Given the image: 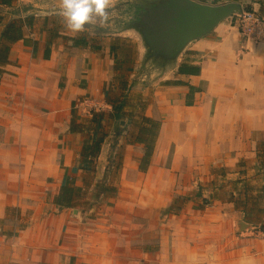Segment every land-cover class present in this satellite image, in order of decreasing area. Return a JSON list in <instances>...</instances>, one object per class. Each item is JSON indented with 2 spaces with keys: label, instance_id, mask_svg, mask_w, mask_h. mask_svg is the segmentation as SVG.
<instances>
[{
  "label": "crops",
  "instance_id": "crops-1",
  "mask_svg": "<svg viewBox=\"0 0 264 264\" xmlns=\"http://www.w3.org/2000/svg\"><path fill=\"white\" fill-rule=\"evenodd\" d=\"M7 1L0 46L10 23L33 18L23 33L39 48L9 44L0 63V264H264V41L237 23L245 11L264 21V0L204 3L173 74L147 104L122 98L119 118L105 101L117 80L110 47L132 31L94 53L74 47L85 34L63 39L58 0ZM106 146L120 149V169L97 186Z\"/></svg>",
  "mask_w": 264,
  "mask_h": 264
},
{
  "label": "rangeland",
  "instance_id": "rangeland-1",
  "mask_svg": "<svg viewBox=\"0 0 264 264\" xmlns=\"http://www.w3.org/2000/svg\"><path fill=\"white\" fill-rule=\"evenodd\" d=\"M177 1L178 0H171V2L165 3L164 5L169 4L166 6L174 7L178 5ZM137 4H142V3L135 1L131 2L128 0H120V1L115 0L114 8L112 10L114 15L111 16L109 24L107 26L100 27L99 25H94V26L86 25L85 32L77 33V34H73L66 30L64 24L62 23V18L60 16L54 19L58 22L59 26L63 30L64 35L66 36L68 35L69 37H73L75 35L85 34L92 37L97 36L98 38L99 37L98 35H100L101 38L100 39L98 38V42H97V45L99 46H101V42L103 38L108 39L112 37V35H125L124 33H122V30L124 29L126 30L130 29L132 31L131 32V35L133 36L132 38H125L124 36H118L120 38H124V40H127L128 44L131 45L133 49L131 59H133L134 62L135 60L137 61V63H135V65L132 67L130 72L121 73L123 79L127 80L129 86L131 87L128 88L129 89L128 92L132 91L133 93V97L130 96V94L129 95L126 94L125 97L122 96V98H124L125 101H130V100L133 101L131 104L132 106L133 105L140 106L147 104L148 103L147 95L149 93V90L155 89L156 85L160 84L161 80L164 77L171 76L173 74V71L175 69L176 63L178 62V58H179L177 53L179 50L178 48H180V46L183 44L186 38V37L183 39L179 38L180 36L179 29H172L171 31H166V29L164 28L160 29L159 26H157L155 30L151 31V33L142 30L141 25L137 22L140 16V12L135 8ZM154 6L157 5L150 2L149 7H154ZM237 23L240 29V24L239 22ZM162 32H171V33L164 34L163 36ZM153 35L157 36V39H154ZM176 36L177 38L174 41L169 42L168 44L165 43L164 40L174 39ZM244 37L255 42L257 41L256 35H254L253 37H247V36ZM261 41H264V38L261 39ZM101 80L103 81L102 78ZM95 81H97V79H95ZM102 81L99 82L98 90H102ZM90 86L92 87V92H93V85ZM114 95H118V94H114ZM142 96L146 97L145 98L146 100L144 99L143 102L140 101V99H142L141 98ZM106 97H107V91H106ZM86 98H88V96H86ZM94 100L97 102L99 98H94ZM93 107L85 105L83 106V108L79 109L84 119L86 120L93 119V118H89L90 116H92L90 111L92 110ZM98 107H95V109ZM122 125L117 127V129L114 126L113 129L110 131L111 135L113 136L117 135ZM12 148H13L12 152H19V153L22 152L20 147L13 146ZM102 155L103 156L100 161L104 165V167L101 168L99 175L97 171L93 173L95 175V178H97V181H99L97 186H100L102 182L107 181V178L109 179L111 178V175H108L109 173L118 174L120 169L119 161L122 158V153L120 149H115V151H112L110 150V148H108V146H106V149L102 153ZM108 163L109 166L107 165ZM105 174H107L106 177ZM110 184L113 185L114 182Z\"/></svg>",
  "mask_w": 264,
  "mask_h": 264
},
{
  "label": "trees",
  "instance_id": "trees-1",
  "mask_svg": "<svg viewBox=\"0 0 264 264\" xmlns=\"http://www.w3.org/2000/svg\"><path fill=\"white\" fill-rule=\"evenodd\" d=\"M5 4H9L10 2L4 0ZM212 0H178V5L174 7H169L164 4H160L154 7H149L142 4H137L136 9L140 12L139 20L137 21L141 25V29L147 32L155 30L157 26L159 28H164L166 31H171L172 29H179L180 36L179 38L183 39L187 37L190 33L194 32L198 28H200L204 22L207 20L210 9L204 5V3H210ZM252 12V11H249ZM34 19L29 18L26 20H17L9 24L6 29L3 39L5 41L4 44L0 46V63L4 64L7 62L9 54L11 52V46L9 44H16L23 39L25 46L34 47V52L39 48V45L34 44L32 39L24 38L25 35L23 33V26L25 23L28 26L32 27L34 24ZM164 34L171 32H162ZM60 33L58 30L54 33L52 37V42L49 45L45 46L44 49V59H49L51 57V45L52 43L60 37ZM89 35L82 36L79 39H71L74 41L75 48H85L89 47L90 50L94 53L101 52L102 47L97 45L98 38H91L94 40L93 45H88ZM154 39H157V36L153 35ZM174 39H166L164 40L166 44L174 41ZM64 40H69V37L64 36ZM111 55L114 59V73L117 76V80H115V85L112 86L107 91V97L105 99L106 104L112 108H114L116 117L119 118L120 113L124 108V103L122 100L123 93L129 88V83L127 80L123 79L121 73H128L131 71L132 67L137 63V61L132 58V47L128 44L127 40L124 38L117 37L113 40V43L110 47ZM180 72L187 75L196 76L200 74V68L195 65H182L180 67ZM115 88H118L121 91V94H115ZM193 91V89H192ZM151 134V133H150ZM100 145H94L91 151L86 150L84 153L89 155V157H93L95 155L96 149ZM72 190V187H68L64 189L63 194L65 197L71 195V192H67ZM63 204V203H61Z\"/></svg>",
  "mask_w": 264,
  "mask_h": 264
},
{
  "label": "clouds",
  "instance_id": "clouds-1",
  "mask_svg": "<svg viewBox=\"0 0 264 264\" xmlns=\"http://www.w3.org/2000/svg\"><path fill=\"white\" fill-rule=\"evenodd\" d=\"M114 0H58V14L66 30L82 33L86 25L105 27L113 13Z\"/></svg>",
  "mask_w": 264,
  "mask_h": 264
},
{
  "label": "built area",
  "instance_id": "built-area-1",
  "mask_svg": "<svg viewBox=\"0 0 264 264\" xmlns=\"http://www.w3.org/2000/svg\"><path fill=\"white\" fill-rule=\"evenodd\" d=\"M241 33L247 37L256 35V40L264 38V21L255 13L245 11L238 16Z\"/></svg>",
  "mask_w": 264,
  "mask_h": 264
}]
</instances>
